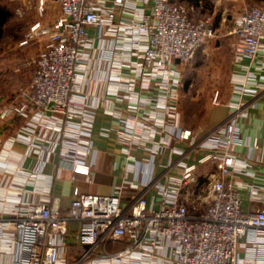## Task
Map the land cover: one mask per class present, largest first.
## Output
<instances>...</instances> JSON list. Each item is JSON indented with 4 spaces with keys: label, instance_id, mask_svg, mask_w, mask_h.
<instances>
[{
    "label": "built area",
    "instance_id": "built-area-1",
    "mask_svg": "<svg viewBox=\"0 0 264 264\" xmlns=\"http://www.w3.org/2000/svg\"><path fill=\"white\" fill-rule=\"evenodd\" d=\"M42 2L36 0L38 11ZM57 5L50 23L29 24L26 36L40 38L38 49L26 58L29 79L17 95L0 103V119L21 118L7 145L21 140L17 163L19 156L33 154L35 172L55 156L67 162L70 177L84 173L89 180L94 109L101 105L116 117L114 126L102 132H113L125 166L141 176L129 184L140 182L155 194L138 191L122 205L120 181L109 192L81 191L73 185L64 211L56 195L26 200L0 220V235L11 245L10 264H66L59 263V244L69 219L79 221L74 234L79 259L88 257L91 264H237L241 241L262 250L264 208L243 210L237 181L226 177L242 171L234 147L246 144L249 157L258 147L256 136L240 134L235 111L200 137L180 121L183 63L215 35L209 18H191V5L175 0H57ZM233 32V58L255 55L264 45V3L244 7ZM91 62L94 70L88 75ZM251 78L249 71L230 74L232 91L238 97L253 94L256 88L246 83ZM95 82L104 84L101 91L94 89ZM219 97L214 86L210 103ZM113 98L124 102L114 106ZM238 105L237 99L233 107ZM193 147L203 150L194 159L180 160V168L164 174L163 180L151 179L157 155L164 154L167 167L176 160L172 154L182 159ZM205 160L216 170L197 179L195 165ZM249 193L255 197L253 188ZM194 199L205 203L189 212L187 202ZM107 238H123L125 244L98 251Z\"/></svg>",
    "mask_w": 264,
    "mask_h": 264
},
{
    "label": "crops",
    "instance_id": "crops-1",
    "mask_svg": "<svg viewBox=\"0 0 264 264\" xmlns=\"http://www.w3.org/2000/svg\"><path fill=\"white\" fill-rule=\"evenodd\" d=\"M175 1L191 5L188 10V15L191 18L207 16L212 25L213 15L218 12L220 6H222V10L231 8L232 12L238 14L250 4L264 3V0ZM228 4H230L229 7L226 6ZM57 12V0H43L40 11L36 6V0H0V103L6 100L7 97L17 95L18 89L24 86L29 79L30 65L26 62V58L34 53L40 44V38L36 35L26 36L29 24L34 20H38L40 24H48ZM235 17L236 15L228 28L223 29L219 34L215 33L217 36L225 35L224 40L230 45L228 62L223 75H220L221 85L217 86L219 88V101L209 103L201 116L200 122L194 126L183 121L179 103L180 121L183 125L190 127L195 137H200L206 130L235 111L236 125L240 134L246 139L253 135L256 136L258 147L253 155L247 157L246 151L248 148L244 143L237 144L234 147L238 160L242 159V171L231 172L230 175L226 176L237 181L236 188L241 198V208L243 210H253L257 207L264 208V156H262L264 150V45L253 56L243 55L238 59H234L232 45L235 39L233 32ZM219 21H222V19L220 18ZM213 26H215L216 31V25ZM23 37H26V40L19 42ZM212 37L207 38L197 48L201 47V51H204ZM93 70L94 66L91 62L87 74L91 75ZM243 71H249L253 75V78L247 80L246 83L256 89L253 94L243 93L238 97L237 92L231 89L229 75L240 74ZM181 85L179 87L180 93ZM103 86L102 82L94 83V89L98 91H101ZM83 87H85V82ZM237 99L239 105L234 108L233 103ZM123 102L118 98H113L111 101L114 106H119ZM94 113L92 147L88 154V160L92 161L89 180H87L89 176L84 173H78L74 177H70L67 162L59 160L55 156L46 161L39 172L33 170L35 163L33 154L23 158L19 156V163H17V155H20L24 144L16 138L12 139L9 145L7 143L21 118L0 119V220L11 208L22 206L24 201H45L50 195L58 197L59 209L64 211L68 205L73 185H77L81 191L109 192L114 184L123 181L124 184L119 195L122 205H126L134 193L138 191H144L147 196L155 194L151 187H144L138 181L137 186L129 184L131 180L139 179L141 176H136L134 170L125 166L124 154L119 150V142L116 141L113 132H102L105 127L114 126L116 117L106 112L101 105L95 107ZM175 141L179 145H187L185 141ZM202 150L198 147L190 148L183 157H180L182 159H178L175 154H172V158L176 160L167 167L163 164L164 154L157 155L151 166L153 175L151 179L163 180L166 177L164 174L174 173L180 168V160L194 159V156ZM209 170H216L214 163L205 160L196 163L194 173L197 179H201ZM54 171H56V174L53 175ZM252 188L256 193L254 198H250L249 191ZM204 191L205 189H202L201 193ZM198 201L201 200L193 203L187 202V209L189 210V207H191L193 210L190 212H196L205 203V201H202V204L195 206ZM66 224V234L59 244V263L91 264L88 257L79 259L81 249L74 235L79 221L69 219ZM124 244L125 240L123 238H107L103 244L97 245L96 249L98 251H113ZM237 254L240 257L237 264H264V248L259 250L250 246L246 241L240 242L237 247ZM12 257L9 240L0 235V264H10ZM77 259L79 261L76 263Z\"/></svg>",
    "mask_w": 264,
    "mask_h": 264
},
{
    "label": "rangeland",
    "instance_id": "rangeland-1",
    "mask_svg": "<svg viewBox=\"0 0 264 264\" xmlns=\"http://www.w3.org/2000/svg\"><path fill=\"white\" fill-rule=\"evenodd\" d=\"M226 6L229 7L230 4ZM221 8L222 6L213 15V25H216V33L218 34L223 29L228 28L232 24L234 16H237L231 8L223 10ZM220 18L222 21H219ZM224 36H213L208 41L204 51H201V47L197 48L193 56L183 63L179 103L183 121L188 125L194 126L200 122L202 114L209 106L211 89L221 85L220 75H223L227 65L230 49V45L224 40ZM202 185L204 186V183ZM197 200L194 199V201ZM202 203V200L198 201L195 206ZM191 210L193 209L189 207V212Z\"/></svg>",
    "mask_w": 264,
    "mask_h": 264
}]
</instances>
